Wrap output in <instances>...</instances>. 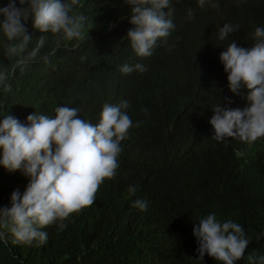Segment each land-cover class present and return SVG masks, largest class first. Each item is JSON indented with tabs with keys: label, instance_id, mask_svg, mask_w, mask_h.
Returning a JSON list of instances; mask_svg holds the SVG:
<instances>
[{
	"label": "trees",
	"instance_id": "obj_1",
	"mask_svg": "<svg viewBox=\"0 0 264 264\" xmlns=\"http://www.w3.org/2000/svg\"><path fill=\"white\" fill-rule=\"evenodd\" d=\"M7 3L0 0V7ZM165 11L174 28L150 57H139L126 39L130 5L79 0L81 38L58 45L44 34L40 55H49L48 62L38 58L10 74L12 91L0 90V120L8 113L26 123L34 112L54 117L58 106H69L78 108L77 118L96 123L105 103L128 101L132 127L121 141L116 175L100 186L95 203L62 229L59 222L43 229L48 238L39 246L13 243L9 234L0 240V264H217L207 254L199 260L193 236L194 223L209 214L244 229L249 244L237 264L264 255V138L216 141L209 122L219 104L247 106L245 88L239 95L229 90L220 55L233 40L242 48L255 43L264 0H205L202 7L199 0H170ZM226 24L238 30L220 40ZM26 27L30 50L42 34L31 17ZM13 62L0 47V64ZM137 63L147 70L120 71ZM28 182L22 171L0 167V207H10L13 191L23 194ZM138 199L146 211L133 207Z\"/></svg>",
	"mask_w": 264,
	"mask_h": 264
},
{
	"label": "clouds",
	"instance_id": "obj_2",
	"mask_svg": "<svg viewBox=\"0 0 264 264\" xmlns=\"http://www.w3.org/2000/svg\"><path fill=\"white\" fill-rule=\"evenodd\" d=\"M17 2L20 7H17ZM79 0H8L0 7V47L4 55L14 62L0 64V90L11 92L10 74L21 71L41 56L47 36L57 37V44L81 38L84 21L82 14L74 13ZM130 5V24L126 39L139 57H150L158 40L166 39L174 28L170 0H124ZM205 0H199L202 7ZM28 5V7H24ZM215 6V5H214ZM191 14V10H190ZM32 19L34 30L42 35L30 50L33 37L28 33L26 22ZM238 26L224 25L218 38L224 40ZM250 48L238 47L233 40L220 55V62L227 73L229 90L236 95L245 88L247 106L242 110L216 106L210 124L214 130L212 139L223 141L237 138L253 143L264 138V28L257 27ZM146 67L137 63L125 64L120 71L129 74ZM128 101L119 105L105 103L98 122L91 123L77 118V107L58 106L55 116L30 114L27 122L8 113L0 120V167L10 173L22 171L29 178L23 192L13 191L10 207H0V240L6 241L11 234L13 243L37 246L46 243L48 234L43 231L95 203L100 186L115 177L119 168L121 141L132 127L130 116L124 111ZM130 195L136 187L130 185ZM133 207L147 210V202L136 200ZM193 236L198 243L199 260L205 254L217 264H237L244 258L249 240L244 229L232 220L218 221L209 214L194 223ZM248 264H264V255L247 256Z\"/></svg>",
	"mask_w": 264,
	"mask_h": 264
}]
</instances>
